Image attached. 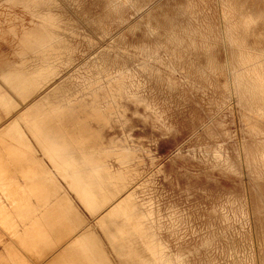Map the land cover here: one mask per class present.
<instances>
[{
	"label": "rangeland",
	"instance_id": "374dc122",
	"mask_svg": "<svg viewBox=\"0 0 264 264\" xmlns=\"http://www.w3.org/2000/svg\"><path fill=\"white\" fill-rule=\"evenodd\" d=\"M7 71L38 112L19 118L34 152L0 132V196L52 180L98 261L264 264V0H0ZM93 177L116 207L90 210Z\"/></svg>",
	"mask_w": 264,
	"mask_h": 264
},
{
	"label": "crops",
	"instance_id": "0c3cea01",
	"mask_svg": "<svg viewBox=\"0 0 264 264\" xmlns=\"http://www.w3.org/2000/svg\"><path fill=\"white\" fill-rule=\"evenodd\" d=\"M0 80L2 81L0 88L3 86L6 89V92L0 95V108L1 106L7 107L8 114V121L0 124V132L3 131V134L9 138L23 142L25 149L23 152L32 153L35 150L34 145L20 128L19 118L26 112L36 113L38 110L34 105L25 109L22 101L24 76H8V72H6L0 76ZM16 95L20 96L19 100ZM43 120H45L44 122L53 121L49 118L42 119L39 123H42ZM1 121L0 118V123ZM33 134L36 138L42 136L39 130H34ZM49 136L57 138L56 130L51 131ZM64 138L67 140L71 137L69 134H65ZM20 151L22 152V149ZM54 151L57 150L54 148ZM73 161L80 163L82 159L79 157ZM35 168L37 167L33 163L28 165L30 170ZM36 171L38 174H34V176H44L40 170ZM47 176L50 177L51 174L44 177ZM47 182L42 183L40 179L34 180L30 186L33 190L32 196L21 195L19 191L12 192L11 201H8V198L3 194L0 196V246L3 247L0 252V264H33L24 255L18 244L29 253L39 254L41 258L48 254L52 255L47 264H112L105 255L102 260L96 259L92 252L94 248L88 243L90 237L88 234L85 235L87 229L80 230L84 227V217L66 195L54 191L56 186L52 184V180L49 179ZM80 185L83 188V184L80 183ZM19 187L24 188L25 186L21 184L17 186V188ZM87 187L86 184V187L83 188L84 193L87 192ZM26 202H30L31 207L24 209ZM12 204L17 206L16 210L12 208ZM105 204L108 208L116 207L114 200H96L88 203L91 206L90 210L95 214L100 213ZM104 215L103 211L98 217V222L101 223L105 233L107 230L112 234L113 239H116V220L112 217V221L106 222L110 218Z\"/></svg>",
	"mask_w": 264,
	"mask_h": 264
},
{
	"label": "bare ground",
	"instance_id": "6f19581e",
	"mask_svg": "<svg viewBox=\"0 0 264 264\" xmlns=\"http://www.w3.org/2000/svg\"><path fill=\"white\" fill-rule=\"evenodd\" d=\"M19 67V66H18ZM21 67H23V66H21ZM25 67V66H24ZM8 72V75L9 76H12L13 74H16V71H7ZM9 72H10V74H9ZM27 71H26V69H23L22 71H21V73L23 74H27L26 73ZM41 103V102H40ZM38 107V106H37ZM44 108V107H43ZM40 111V110H39ZM38 112V111H37ZM28 113V112H27ZM31 113V112H30ZM29 114V113H28ZM26 115V114H25ZM24 115V116H25ZM31 118V117H30ZM29 119V118H28ZM31 120V119H30ZM18 121V120H17ZM45 120H43V122H44ZM36 127V126H35ZM37 129V128H36ZM34 132V131H33ZM73 138V137H72ZM41 140V139H40ZM60 147V146H59ZM57 152V151H56ZM48 156V155H47ZM72 163H74V164H79V162H77V161H74V162H72ZM60 166V165H59ZM96 175V174H95ZM86 184H87V192H85V197H86V199L85 200H89V202L88 203H90V201H96V200H109V194H100V197L98 198V194H96V191H95V186L97 185V182H96V179H94V177L93 178H89L88 180H87V182H86ZM84 194H82V196H83ZM84 199V198H83ZM87 201H85V202H87ZM89 207H91L90 205H89ZM85 236V235H84ZM75 242V241H74ZM67 246V245H66ZM41 248V247H40Z\"/></svg>",
	"mask_w": 264,
	"mask_h": 264
}]
</instances>
